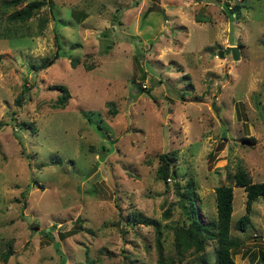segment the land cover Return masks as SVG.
I'll return each instance as SVG.
<instances>
[{
  "label": "rangeland",
  "instance_id": "rangeland-1",
  "mask_svg": "<svg viewBox=\"0 0 264 264\" xmlns=\"http://www.w3.org/2000/svg\"><path fill=\"white\" fill-rule=\"evenodd\" d=\"M1 2L0 264H156L155 223L172 264H217L214 239L176 254L173 182H193L205 223L227 173L264 181L262 0H49L16 23ZM232 196L233 262L264 264V198L237 230L245 193Z\"/></svg>",
  "mask_w": 264,
  "mask_h": 264
},
{
  "label": "trees",
  "instance_id": "trees-1",
  "mask_svg": "<svg viewBox=\"0 0 264 264\" xmlns=\"http://www.w3.org/2000/svg\"><path fill=\"white\" fill-rule=\"evenodd\" d=\"M264 5V0H262ZM49 0H2L1 5L4 8H13L11 12L6 16V20L9 23L23 22L32 17L36 11ZM20 6V7H18ZM233 10L237 8L234 5ZM45 19L38 20V29L40 30L44 26ZM56 53L51 57H44L38 64H35L33 68H45L50 65L56 58ZM75 61V60H74ZM53 88L58 89L61 94L57 98L56 107H63L69 97L66 88L63 85H55ZM24 93V89L21 90V95ZM20 98H16L15 102L19 104ZM244 140L251 142L250 138H244ZM161 153L159 155L160 164L157 167V175L163 183L168 182L170 179L176 177V171L173 167L170 168L171 162L174 159V154L171 152ZM58 161V160H57ZM225 179L228 183L218 184L213 188L214 193V206L215 217L202 223L198 219L197 206L194 202L195 192L193 190V182L188 180L183 186V191H178L179 184L173 182L176 194L179 196L180 202L185 201L187 205H181L183 214L186 219V225L174 226L173 228V240L176 248V254L181 256L182 251L193 248L194 251H201L203 249V243L205 239H214L216 241V259L217 264H234L231 257L232 250H235L240 242L234 236L229 233L230 229V214L232 211V186L240 187L245 193L244 199V213L236 220L235 228L237 230H243L246 223L249 221V213L251 211L252 202L258 197L264 198V181L252 182L248 174L243 168L238 167L232 174H226ZM155 223V237H156V249L157 259L156 264H172L173 258H164L162 255V247L160 244V232ZM11 254L10 249L0 252V262L7 261ZM183 264H197L196 262L187 261Z\"/></svg>",
  "mask_w": 264,
  "mask_h": 264
},
{
  "label": "water",
  "instance_id": "water-1",
  "mask_svg": "<svg viewBox=\"0 0 264 264\" xmlns=\"http://www.w3.org/2000/svg\"><path fill=\"white\" fill-rule=\"evenodd\" d=\"M223 52H225V53L230 52L231 57H232L233 59H237V48H236L235 46H227V47L223 50ZM217 54H218L219 56H221V55H222V51H221V50H218V53H217ZM92 170H93V169H92ZM92 170L89 171L87 175H89V174L92 172Z\"/></svg>",
  "mask_w": 264,
  "mask_h": 264
}]
</instances>
